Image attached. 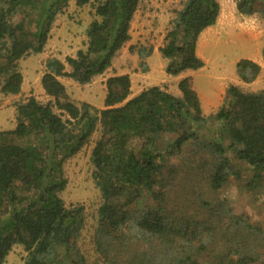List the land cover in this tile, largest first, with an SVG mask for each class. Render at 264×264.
I'll use <instances>...</instances> for the list:
<instances>
[{"label": "trees", "instance_id": "1", "mask_svg": "<svg viewBox=\"0 0 264 264\" xmlns=\"http://www.w3.org/2000/svg\"><path fill=\"white\" fill-rule=\"evenodd\" d=\"M68 2L0 0V96L20 91L19 60L41 52ZM140 3L75 0L89 4L94 15L82 47L63 60L44 61L40 84L47 100L31 95L15 103L14 128L0 130V264L18 244L23 264H88L79 244L84 208L65 206L60 193L67 183L64 163L97 131L89 153L100 195L91 235L97 264H264V253L253 250L264 243V231L215 196L225 183L245 177L247 192H261L264 90L229 84L221 104L205 115L190 77L178 81L179 95L152 85L129 97V77L119 74L105 80L102 108L69 99L60 78L86 84L103 73L129 40ZM235 7L257 17L264 32V0H236ZM219 11L218 0L182 1L158 47L167 74L203 66L196 41ZM151 50L129 46L141 59ZM139 65L145 70L143 61ZM259 73L249 59L236 63L244 83ZM176 190L205 216L187 214L180 200L175 204ZM240 226L246 235L237 234Z\"/></svg>", "mask_w": 264, "mask_h": 264}, {"label": "rangeland", "instance_id": "2", "mask_svg": "<svg viewBox=\"0 0 264 264\" xmlns=\"http://www.w3.org/2000/svg\"><path fill=\"white\" fill-rule=\"evenodd\" d=\"M183 0H141L140 8L148 12L146 18L157 17L161 24H164L162 16L166 15L172 18L174 11L181 7ZM225 11V17L228 15L230 18L239 17V13L235 10L236 0H218ZM94 18L93 12L89 4L77 6L75 0H69L68 5L59 13L53 21L48 39L41 50L38 53H31L22 57L18 62V68L23 76L22 92L9 96H0V130H9L15 126V103L23 100V96L27 92H31L38 100L45 102L47 96L44 94L40 77L44 72V61L49 57H57L61 60L64 59L71 51L74 55L76 47H82V43L85 40L84 31L91 19ZM169 18V19H170ZM241 22H245L254 34L262 31L261 21L255 16H241ZM152 21V20H151ZM158 21V22H159ZM164 22V23H163ZM239 30V29H238ZM134 32H139L138 28L134 29ZM161 34H165V31L155 32L154 35H150V40L154 44L158 42ZM239 31L228 29L220 31L218 35L214 36L211 41H208L204 47L202 54L206 60L205 68L202 70H185V73H194L192 75L193 88L199 89L206 95H212V92L218 91L224 94L225 89L232 83H239L243 90L257 91L264 90V80L260 81L256 79L253 83H241L238 81L236 74V63L241 58L252 56L255 51L256 45L247 42L240 37ZM245 35H247L245 33ZM260 36V35H259ZM264 54V48L262 49ZM119 62L127 66L128 70L136 74V78L132 75L137 84L144 77L148 80L146 87L152 85H159L165 89L172 87V91L178 90L177 86L174 88V79L169 78L167 73L161 69V62H166V59L162 58L159 53H155L150 56V63L153 64V70L144 73L145 70L141 69L139 63L130 60L129 54L118 58ZM264 65V62L262 63ZM150 70V69H149ZM164 71V76L162 75ZM110 71L104 72L103 75H99L95 78L93 83L79 84L68 78H60L64 84L69 99L79 103L82 101L88 102L98 108L103 107V99L105 96V78L106 74ZM149 73V75H148ZM146 75V76H145ZM142 77V78H140ZM173 79V80H172ZM236 79V80H235ZM16 97V98H14ZM99 132H95L89 142L83 146L74 156L68 158L63 166L64 177L66 178V186L60 193L64 205L69 206L72 204H80L84 208V227L79 237V244L83 248L88 260V264H97L96 259L92 252L91 235L95 227L96 211L100 203L99 191L96 188L92 178V166L89 163V153L97 139ZM247 175V174H245ZM183 175L180 174V177ZM247 178L231 180L225 183L223 187L215 193L220 200H226L231 207L233 215L241 216L245 218L252 226L260 228L264 231V178L261 182V192L255 195L247 192V185L245 182ZM181 190V188L177 189ZM179 197H177L175 204L181 201L185 206L189 205V198L186 200L181 191H177ZM182 193V194H180ZM175 197L172 196V199ZM180 200V201H178ZM180 204L182 205V203ZM186 206L187 214H196V218H202L205 216L203 211L197 209H191ZM180 207V206H179ZM179 211V210H177ZM233 225H230V233ZM237 229V228H236ZM241 226L238 228V233L246 235L248 229L244 228L240 233ZM220 232V231H218ZM226 233V232H225ZM227 234V233H226ZM256 235V234H252ZM259 235V234H258ZM264 243L262 245H255L254 251L259 254L264 253ZM25 252L21 245H14L12 250L5 257V261L2 264H23V258Z\"/></svg>", "mask_w": 264, "mask_h": 264}, {"label": "crops", "instance_id": "3", "mask_svg": "<svg viewBox=\"0 0 264 264\" xmlns=\"http://www.w3.org/2000/svg\"><path fill=\"white\" fill-rule=\"evenodd\" d=\"M219 4H220V2H219ZM234 9H236V7H234ZM236 11L237 10H235V13H236ZM145 12L148 14V12L145 10V8L142 10L140 8V6L135 11L133 18H132V21L130 22V28H129L130 38H129V40L126 42V44H124V46H122V48L118 51L117 55L113 58L111 65L104 71L105 73L107 71H110L109 74H106L105 80L108 77L113 76V75H119V74H127L128 75L129 80H130L129 97L136 95L142 89L146 88L147 84H145V83H147L149 79L144 77V81L142 79L140 81V84H137V81L135 79H133L134 77L132 76V75H134L136 78V74L134 72L130 73L127 66H124L123 63L119 62L118 58L121 56H124L126 54L127 55L129 54L130 60L135 61L137 63H139L140 61H143L145 63L146 68H145L144 73H147L148 71H150V73H151V71L153 70V64L150 63L149 58L151 55H153L155 53H159L158 47L162 44L164 34H161L160 39L158 40V42L156 44L151 42L150 35L151 34L154 35L155 32H159L162 30L166 31V28L168 26V21L170 18L169 16H167V14L162 16V18L164 19V22L165 21L166 22L165 23L163 22L164 24H161L157 17L146 18L147 15L145 14ZM237 16H239V17L238 18L237 17L230 18V17H228V15L225 17V11L223 10V8L220 4V11H219L218 17L216 19V22L213 25L208 26L204 30H202L198 36L197 41H196L195 52H196L197 56L199 58H201L202 61L204 62L203 66L199 69L200 70L204 69L205 65H206V60L203 58L202 51H203L204 47L206 46V44L208 43V41H211L214 36L219 34L220 31H225L228 28V29H232L234 31H239L240 32L239 35L242 39L245 38V40L247 42L254 44V46L256 45V48L254 49L255 51L252 53V56L250 55L249 57H246V59H249V60L257 63L260 66V73L256 77V79L263 81L264 80V65L262 64L264 62V54H262V49L264 48L263 28H261L262 31L258 32L257 34H254V32L246 24H244L245 22H241V20H242L241 16H244V15L239 14ZM261 26H262V24H261ZM135 28H138L139 32L135 33L134 32ZM245 33L247 35H245ZM131 45L151 46L152 50L148 56L141 59L135 53L132 54L129 52V46H131ZM75 49L76 50L79 49L78 46ZM72 52L73 51L68 53V55L73 56ZM165 64H166V62L165 63L161 62L160 66H161L162 70H164ZM199 69H197V70H199ZM103 73H101V74L103 75ZM101 74H99V75H101ZM193 74H194L193 72L192 73L182 72V73L175 75V76H172L169 74H167V76L169 78H176V79H174V81H172V82H174V88H175L177 86L178 81L183 77H190L191 82H192V75ZM99 75L93 77L91 79L90 83H93L95 78L98 77ZM148 75H149V73H148ZM162 75L164 76V71H163ZM140 78H142V77H140ZM255 80H253L250 83H253ZM233 81L234 80H231L230 84L238 85L242 88V86L239 85V83H232ZM238 81L241 83H244V82L240 81L239 79H238ZM22 82H23V76H22ZM22 84L23 83H21V87H20V91H19L20 93L22 92L21 91L22 90ZM192 84H193V82H192ZM247 84H249V83H247ZM168 88L169 89H167V91L171 92L172 94H174V95L180 94V91H177V90L172 91L171 90L172 87H170V86ZM194 89L197 92L198 98L200 100L201 110H202L203 114L207 115L209 113H213L217 109V107L221 104V101H222L224 94L216 91L215 93L212 92L213 94L209 96V95L202 93L197 88H194ZM19 92L17 94H19ZM17 94H14V96L17 97ZM31 95H33L31 92H27V94H25L23 96V98H26V97L31 96ZM5 96H9V95H5ZM16 97H14V98H16ZM0 109H1V107H0Z\"/></svg>", "mask_w": 264, "mask_h": 264}]
</instances>
